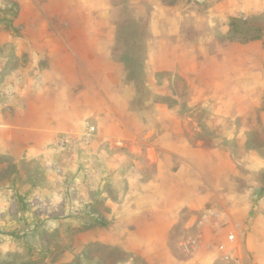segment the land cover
<instances>
[{
    "label": "rangeland",
    "instance_id": "rangeland-1",
    "mask_svg": "<svg viewBox=\"0 0 264 264\" xmlns=\"http://www.w3.org/2000/svg\"><path fill=\"white\" fill-rule=\"evenodd\" d=\"M237 1L0 0V111L39 69L79 118L48 165L0 154V264H264V0Z\"/></svg>",
    "mask_w": 264,
    "mask_h": 264
},
{
    "label": "crops",
    "instance_id": "crops-1",
    "mask_svg": "<svg viewBox=\"0 0 264 264\" xmlns=\"http://www.w3.org/2000/svg\"><path fill=\"white\" fill-rule=\"evenodd\" d=\"M81 1L85 2L87 6H90L88 5L87 0ZM226 6H228L226 2H222V4L219 2L218 5L213 7V12H240L241 10H244L243 7L246 6V3L238 0L234 7L226 8ZM10 10L14 12L12 8H10ZM177 11L178 10L175 11L174 16L177 15ZM101 12L102 9L100 8L99 13ZM83 21L84 20L82 19L81 21L79 20V27ZM17 37L18 36L14 37V39L10 38V40H13L17 44L22 43V38L17 39ZM6 38L0 37V42H2L1 40L5 42L8 39ZM32 40L33 42H37V44H44L43 42H45V40L43 41L33 38ZM41 56L45 59L53 57L51 53L48 54L46 51H44ZM82 60L84 59L82 58ZM86 66V62H82V65L78 64V67H82L78 72V76L83 77L82 83L85 84H87V71L84 70L86 69ZM14 71L16 77L19 74L18 68L14 69ZM45 72L48 73L49 68ZM30 74L31 79H24L22 81H16L15 83H9V77L11 76H5L8 81H3V86L6 88L13 85L12 88L15 90L14 92H16L17 97L15 100H18V103L16 104V113H14L15 117L6 115L3 111H0V116H3L0 117V154L3 158H7L9 156L8 154L16 156V164H19L18 162H20L23 158L28 157L30 159L32 158L37 159V161H41V165L44 166L55 161L54 156L58 149L56 145L61 132L63 131L64 133L65 130H69L70 124L73 121H77L76 119L79 118L72 115V109L74 106L73 98H69L65 102H62L60 100H56L55 96L46 95V92L63 91V89L51 86L48 82L44 83V73H40L39 69H35L34 72H31ZM78 82H81L79 78ZM23 83L24 85H22ZM2 102L3 101H0L1 107L8 105H3ZM61 118L63 121L59 120ZM45 168L47 167L45 166ZM17 169L18 168L14 170L13 177L11 178V187L16 190V193L19 190V186L16 182ZM8 186L10 187V185ZM253 241L254 239H252L251 243ZM259 246L264 247V241H262Z\"/></svg>",
    "mask_w": 264,
    "mask_h": 264
},
{
    "label": "built area",
    "instance_id": "built-area-1",
    "mask_svg": "<svg viewBox=\"0 0 264 264\" xmlns=\"http://www.w3.org/2000/svg\"><path fill=\"white\" fill-rule=\"evenodd\" d=\"M74 140L75 139L73 138L72 134L65 133L64 135H62L60 143L64 145L66 143H72V142H74ZM228 239L230 240L231 243H233L235 241V234L234 233H229ZM226 250H228L226 258H229L230 257L229 254L231 255L233 253V251H234V246H232V247H230L229 249H226ZM246 264H253V263L248 262Z\"/></svg>",
    "mask_w": 264,
    "mask_h": 264
}]
</instances>
